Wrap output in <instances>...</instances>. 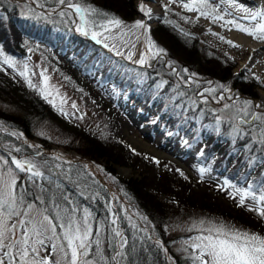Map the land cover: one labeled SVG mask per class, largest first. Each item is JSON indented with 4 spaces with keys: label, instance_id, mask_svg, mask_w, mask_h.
<instances>
[{
    "label": "rangeland",
    "instance_id": "374dc122",
    "mask_svg": "<svg viewBox=\"0 0 264 264\" xmlns=\"http://www.w3.org/2000/svg\"><path fill=\"white\" fill-rule=\"evenodd\" d=\"M12 1L26 3L31 6L32 10L34 9L45 16L60 14L64 11V15H60L57 20L64 23L67 30L69 29L73 33L84 37H91L92 31L99 32L101 35L95 41L104 51L131 65L153 70L160 75L161 79L182 83L188 89L194 88L195 97L198 101L208 102L215 107V110H218L216 116L221 122L222 120L227 122L229 115L235 114V109L242 105L244 99H250L254 104L264 105L263 79L244 69L236 45L229 40L234 32H242L241 23L238 17L212 0L211 3L216 5V9L215 11L206 9L211 12L208 16L201 15L199 11L185 9L183 3L187 0H175V2L173 0H158V2H155L157 9L154 13H151V18L140 10V5L144 4L146 0H132L130 19H126L121 13H112V15L123 21L119 27H112L109 31H104V29L94 25H88V35H84L82 31L78 30L85 26L80 13L68 8L51 13L53 9L62 6L58 4L54 8H41L39 6L41 2H56V0ZM152 1L154 0H147V2ZM73 2H76V0H73ZM165 5H167V9ZM36 6L41 9H37ZM217 15L223 17V19L214 20L212 18ZM69 17H72L74 22L69 23ZM88 19L93 20L98 19V17L88 13ZM136 21H142L146 25L145 29L136 27ZM165 21H167L166 25L169 28L184 35L190 41V44L196 45L199 52L200 48H203L206 53L213 54L212 56L216 57L218 61L231 63L233 66L231 69L232 78L229 81L221 82L212 77H203L190 64L183 63L176 56V53L172 55V52L166 48V43L164 41H160V43L151 33L157 24ZM225 26L227 28L224 29ZM142 31H144V34L141 36ZM257 34L260 33L257 32ZM149 40L156 45V48L149 49ZM142 44L144 49L141 48ZM24 46L28 54L27 59L13 58L0 48V66L5 67L28 90L36 89L40 92V89L44 87V77H49L51 95L48 96L47 100H51L56 106V111L61 116L63 123L83 127L99 135L120 140L132 152V157L136 162L134 168L116 166L118 176L125 178L146 177L155 180L164 172L169 171L171 177L187 181L190 185V191L196 198L213 203L218 211L234 209L236 196L243 197L244 191L247 190L249 195L244 197L247 203L245 204L246 212L250 213L262 225L264 218L260 217L257 212L249 210L255 204L252 194H255L258 198L261 195L262 186L254 189L251 187L252 182L248 178L243 180V177L238 181L235 179L228 180L223 177L220 168L216 169L208 165L203 159L193 155L190 156V145L187 143V139H179L175 130L164 131L163 128L159 127L157 120L149 116V105L141 101L136 94V89H133L129 97H125V94L117 90L113 83L102 82L98 77V71L83 72L78 63L80 59H72V52L69 47L66 50L52 49L46 44L32 39L24 42ZM157 49H163L164 51L158 55H153ZM142 50L144 51L142 52ZM206 53L204 54L206 55ZM6 57L11 58L12 62L5 63ZM141 59L146 62L143 64L138 63L137 61ZM75 71L82 72L84 80H81ZM22 72L24 75H21ZM233 79L235 80L234 83L237 82L236 85L233 84ZM29 80L35 87L29 86ZM244 87L250 93H243L241 90ZM61 97L64 99L63 104H61ZM101 99L109 103V106L117 115V122L113 127L105 122L106 117L102 110L103 107H100L99 103ZM73 104L76 107H73ZM225 104H230L233 107L225 109ZM15 108V104L0 98V109L16 111ZM0 121L3 122V128L6 129V131H0V150L9 162H11V157L3 150L2 146L4 145L11 148L12 155L17 158H26L39 151L43 155L37 157L38 162L47 159L52 165H60L59 168L54 167L53 171L63 178L77 194V199H75V195H70L73 202L92 209L94 227H99L101 224L98 220L96 222L93 210L94 199L97 197L94 184V179H96L106 187L110 194L109 214L105 224L122 230L118 223V216H116V224H111V220L114 218L113 213L117 212L120 205L124 217L128 221L133 225L136 223L140 229L148 232L149 226L145 225L142 217L135 211L134 206L122 196L120 190L114 185L112 176L104 171L102 163L86 158L97 166L99 171L97 173L89 163L79 161V158L74 156L75 154L70 155L72 152L68 155L70 151L74 150H66L62 146L71 141V136L65 129L63 130L58 125L44 120L38 123L35 128L36 137L30 139L22 131L13 129L1 119ZM228 124L229 130L233 132L236 121H229ZM242 127L245 130L242 133L246 134L251 131V136L255 138L258 129H249L246 125ZM12 132L17 133V135H10ZM2 135L13 136L18 144L15 146L9 144L10 141ZM27 139H30V141ZM15 147H19L21 151L16 152ZM199 147V144L196 145L192 151L196 152ZM56 157H59V159H56ZM201 169L204 171H201ZM69 170H71L69 173L70 180L64 176V173H68ZM97 174L102 175L107 184L100 181ZM19 177H21V181H26L25 173H19ZM242 228L245 229L244 225ZM252 232L264 236L261 231L253 230ZM156 240L153 239L155 242ZM193 250L196 253V250ZM165 254L168 260L170 254L168 251ZM168 262L171 264L169 260Z\"/></svg>",
    "mask_w": 264,
    "mask_h": 264
},
{
    "label": "trees",
    "instance_id": "16d2710c",
    "mask_svg": "<svg viewBox=\"0 0 264 264\" xmlns=\"http://www.w3.org/2000/svg\"><path fill=\"white\" fill-rule=\"evenodd\" d=\"M81 2L102 12L121 13L126 19H130L132 15V0H81ZM40 5L41 8L58 6L53 1L41 2ZM58 17L60 14L45 16L32 10L26 3L0 0V48L13 58L27 59L24 42L30 39L46 44L52 49L66 50L69 47L72 59H80L78 63L83 72L98 71V77L102 82L113 83L125 97H129L133 89H136L141 101L149 105V116L157 120L159 127L164 131L175 130L179 139H187L190 156L203 159L211 167L220 168L223 177L228 180L238 181L243 177V180L248 178L252 182L251 187L254 189L264 186V150H261L256 138L242 132H231L229 120L227 122L218 120L216 116L218 110L208 102L198 101L194 88L188 89L182 83L161 79L153 70L131 65L109 55L90 38L75 34L69 29L68 31L64 23L57 20ZM72 22L74 20L69 17V23ZM166 24L167 21L157 24L151 33L157 41L166 43L165 46L172 55L176 53L183 63L190 64L203 77H212L221 82L232 78L231 63L218 61L213 54L206 53L203 48H200L199 52L196 45L190 44L184 35ZM75 72L84 80L82 72ZM232 81L234 85L237 84L234 83V79ZM241 91L245 94L250 93L245 87ZM0 98L16 106V111L0 109V119L13 129L22 131L27 138L36 137L35 128L44 120L65 129L71 136V141L62 146L66 150L76 151L84 158L102 163L104 171L112 176V181L122 196L134 206L141 217H146L143 221L149 226L148 232L141 231L136 223L133 225L128 221L120 205L116 212L121 229L129 237L131 264H169L164 248L173 257L175 264H185L184 257L187 254L180 252L184 246L181 242L206 234L198 229L187 231L194 222L202 219L227 222L250 233L253 230L264 233V222L262 225L259 224L246 212L245 199L244 204H240L242 197L236 196L234 209L218 211L213 203L196 198L190 191L189 183L171 177L169 171L155 180L146 177L118 176L116 166L134 168L136 162L132 152L120 140L63 123L53 103L45 99L38 90H28L22 86L3 66H0ZM99 103L100 107H103L105 122L113 127L117 122V115L109 103L103 99L99 100ZM2 136L10 141L9 144L14 146L18 144L13 136ZM198 144L200 145L198 150L192 151ZM0 155H4L1 150ZM54 178H58L64 190L72 196L75 195L77 199V194L63 178L59 176ZM19 180L21 181V177ZM37 182L46 184L42 180ZM94 184L97 192L93 209L96 222L98 220L105 223L109 214L110 194L96 179ZM25 186L31 188L27 183ZM243 225L245 229L242 228ZM189 251L195 252L193 249Z\"/></svg>",
    "mask_w": 264,
    "mask_h": 264
},
{
    "label": "snow or ice",
    "instance_id": "6c2138e0",
    "mask_svg": "<svg viewBox=\"0 0 264 264\" xmlns=\"http://www.w3.org/2000/svg\"><path fill=\"white\" fill-rule=\"evenodd\" d=\"M56 3L67 8H74L77 13H80L85 26L78 30L84 35L89 34L88 25L109 31L112 27H119L123 23L108 12H102L90 5L85 6L81 0L76 2L56 0ZM220 3L229 6L238 5L239 9L249 12L245 5L238 4V0H220ZM183 7L188 11H199L203 16L211 14L206 9L212 11L216 9V5L211 3V0H187L183 3ZM165 8L167 9V5ZM140 10L151 18V9L145 10V6L141 4ZM88 13L98 19L89 20ZM60 15L63 16L64 12H60ZM250 16L252 19L257 17L264 19V9L258 7L255 12H250ZM212 18L223 19L218 15ZM135 26L146 27L142 21H136ZM242 30L250 35H256L257 32L264 34V23L258 24L253 30L246 28ZM99 35L101 33L91 32L94 40ZM153 48H156V45L149 40V49ZM163 51V49H157L153 55ZM11 62V58H5V63ZM137 62L143 64L146 61L141 59ZM21 75L24 73L22 72ZM29 86L35 87L31 80H29ZM40 92L45 99L51 95L49 77H44V87L40 89ZM49 102L52 103L51 100ZM63 103L64 99L61 97V104ZM72 106L76 107L75 104ZM232 107L230 104L224 105L225 109ZM228 120L236 121L233 131L237 133L244 132L242 126L245 125L249 129H258L255 136L256 142L261 146V150H264V105L254 104L252 100L244 99L242 105L235 109V114L229 115ZM0 131H6L2 121H0ZM246 134L252 133L249 131ZM10 135H17V133L12 132ZM2 147L11 157V164L4 155H0V162H2L0 163V264H131L129 237L122 230L109 227L104 222H101L99 227H94L92 209L73 202L70 199V193L64 190L60 180L54 178L58 174L53 171V168H59L60 165H52L47 159L38 162L37 157L43 155L39 151L26 158H17L12 155V149L7 145ZM15 151L20 152L21 149L15 147ZM70 171L64 173L65 178L69 180L71 179ZM201 171L204 170L201 169ZM19 173L26 174L25 182L19 180ZM38 180L45 181L46 184L38 183ZM25 183L31 185V188L26 187ZM248 195L249 192L245 190L240 201L241 205L244 204V197ZM252 198L255 204L249 210L257 212L264 218V186H262L261 195L257 198L255 194H252ZM116 216L117 214L113 213L114 218L111 224H116ZM193 229L206 234L181 242L184 246L181 247L180 252L187 254L184 257L185 264L188 262L191 264H264V236L262 235L250 233L222 221L203 219L194 222L187 231L190 232ZM157 243L160 242L157 241ZM189 249H195L196 253L190 252ZM164 251L167 253L166 248ZM168 260L171 264H175L173 257L169 256Z\"/></svg>",
    "mask_w": 264,
    "mask_h": 264
},
{
    "label": "bare ground",
    "instance_id": "6f19581e",
    "mask_svg": "<svg viewBox=\"0 0 264 264\" xmlns=\"http://www.w3.org/2000/svg\"><path fill=\"white\" fill-rule=\"evenodd\" d=\"M212 1L221 5L225 10L238 17L242 28L253 30L256 29L258 24L264 23V19H261L260 17H257V19H252L250 16V12H255L258 7L264 9V0H238V4L245 5V7L249 9V12L239 9L238 5L229 6L227 4H221L220 0ZM155 2H158V0H154L152 2H147L146 0L143 4L145 6V10L151 9V13H154L157 9ZM225 28H227V26H225L224 29ZM246 33L248 32L243 30L242 32H234L229 40L236 45L238 49V56L242 60L244 69L258 75L263 79L264 82V38H258L264 37V34L261 35L260 33L256 35H250L248 33L249 35H247ZM140 34L142 36L144 31H142ZM141 48L144 49L143 44ZM143 51L144 50H142V52ZM142 52L141 54H143ZM262 85L264 86V84ZM90 165L95 172L99 173L95 164Z\"/></svg>",
    "mask_w": 264,
    "mask_h": 264
},
{
    "label": "water",
    "instance_id": "95a60500",
    "mask_svg": "<svg viewBox=\"0 0 264 264\" xmlns=\"http://www.w3.org/2000/svg\"><path fill=\"white\" fill-rule=\"evenodd\" d=\"M19 1H22V0H19ZM36 8L39 9V10L41 9V8H39V7H37V6H36ZM63 8H67V7H66V6L58 7V8L55 9V11L52 10L51 13H55V12H57L58 10L63 9ZM68 9H71L72 11H75V12H76V10H75L74 8H68ZM46 13H47V12H46ZM91 39H92V38H91ZM81 161H83V162H85V163L94 164L92 161H90V160H88V159H86V158H81ZM97 175L99 176L100 181H102L103 183H106V181L104 180V177H102V175H100V174H97ZM106 184H107V183H106Z\"/></svg>",
    "mask_w": 264,
    "mask_h": 264
},
{
    "label": "built area",
    "instance_id": "2783aa9c",
    "mask_svg": "<svg viewBox=\"0 0 264 264\" xmlns=\"http://www.w3.org/2000/svg\"><path fill=\"white\" fill-rule=\"evenodd\" d=\"M64 153L62 152V155H63ZM70 154V152L68 153V155ZM70 155H74V153H71Z\"/></svg>",
    "mask_w": 264,
    "mask_h": 264
}]
</instances>
